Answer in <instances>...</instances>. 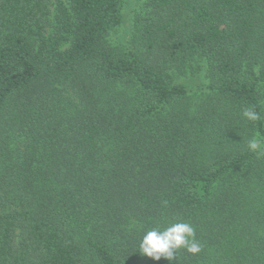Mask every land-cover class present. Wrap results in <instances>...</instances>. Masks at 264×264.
<instances>
[{"label":"trees","instance_id":"obj_1","mask_svg":"<svg viewBox=\"0 0 264 264\" xmlns=\"http://www.w3.org/2000/svg\"><path fill=\"white\" fill-rule=\"evenodd\" d=\"M122 5L0 0V264H264V0Z\"/></svg>","mask_w":264,"mask_h":264},{"label":"clouds","instance_id":"obj_2","mask_svg":"<svg viewBox=\"0 0 264 264\" xmlns=\"http://www.w3.org/2000/svg\"><path fill=\"white\" fill-rule=\"evenodd\" d=\"M242 116L248 121H258L259 114L253 108H246ZM257 136L248 139L247 151L255 153L257 157H264V144ZM201 245L195 240V229L186 222L173 223L170 226L160 230L153 228L147 231L141 238L138 246V253L142 257L151 258L153 261H159L161 257L172 264L176 260V252L179 249L186 250L187 253L197 254L201 251Z\"/></svg>","mask_w":264,"mask_h":264},{"label":"rangeland","instance_id":"obj_3","mask_svg":"<svg viewBox=\"0 0 264 264\" xmlns=\"http://www.w3.org/2000/svg\"><path fill=\"white\" fill-rule=\"evenodd\" d=\"M141 4L142 0H123L122 23L109 36L113 43L123 44L125 47H128L132 21Z\"/></svg>","mask_w":264,"mask_h":264}]
</instances>
